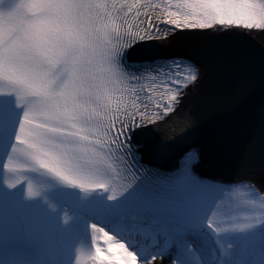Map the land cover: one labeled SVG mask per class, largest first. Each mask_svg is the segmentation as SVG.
Masks as SVG:
<instances>
[{"label":"snow or ice","instance_id":"snow-or-ice-1","mask_svg":"<svg viewBox=\"0 0 264 264\" xmlns=\"http://www.w3.org/2000/svg\"><path fill=\"white\" fill-rule=\"evenodd\" d=\"M216 25L264 30V0H0V183L79 191L58 213L63 226L93 217L73 264H249L264 250V190L239 178L193 192L195 150L174 173L144 163L154 133L194 124L181 100L198 63L133 69L126 51Z\"/></svg>","mask_w":264,"mask_h":264},{"label":"water","instance_id":"water-1","mask_svg":"<svg viewBox=\"0 0 264 264\" xmlns=\"http://www.w3.org/2000/svg\"><path fill=\"white\" fill-rule=\"evenodd\" d=\"M197 37L185 36L134 60L140 65L179 57L199 63L203 81L183 107L194 124L181 132L180 122L166 143L183 148L180 153L196 145L216 175L260 180L264 178V48L237 34L185 43ZM198 173L208 176L205 170Z\"/></svg>","mask_w":264,"mask_h":264},{"label":"bare ground","instance_id":"bare-ground-1","mask_svg":"<svg viewBox=\"0 0 264 264\" xmlns=\"http://www.w3.org/2000/svg\"><path fill=\"white\" fill-rule=\"evenodd\" d=\"M239 30H234V29H221V30H215L214 32H209L206 33V35H202L200 34V37H197L196 39L192 38V40H188L187 42L190 41H199V40H205L207 37L208 39H229L231 36H234L235 34L239 35L240 37H247L249 38V40L251 39L252 41L254 40H259V42L262 44L261 46L264 47V32H259V33H250V34H241L239 33ZM200 74V72H199ZM195 91L193 90L191 91L189 94H187L184 103L187 104L189 101L194 99V95H195ZM187 102V103H186ZM180 122L176 123V124H172L169 129L168 128H164L162 131H160V133H154L153 137L156 138V140L158 141V147L155 149V153H158L160 151H165L163 152V154H170L168 157L171 158V156L173 158H176V156H174L176 153L175 151L178 153V151L182 150L183 148L172 145V144H168L166 143L168 141L163 139V136H171L172 133L175 131V129L177 128V126L179 125ZM153 137H151V139H153ZM150 139V140H151ZM177 156L179 157V155L177 154ZM251 181L257 188H261L262 190H264V178L260 179V180H248ZM96 222V221H95ZM99 223V222H96ZM101 224V223H100ZM104 226L108 227L109 225L107 223L104 224ZM130 245H133V247L135 248V250L138 251L139 255L141 256V258H145L149 255H165L166 260L168 259V256L166 255L167 253V249L163 248L162 246H156L154 249L149 250V251H143L142 247H135V244L133 241H129ZM101 247H105V245L103 244V242L101 241L100 244ZM31 260L27 259L26 262L30 263ZM12 263H16L15 260L12 261ZM20 264V263H19ZM249 264H264V250H258L256 255L251 259V261L249 262Z\"/></svg>","mask_w":264,"mask_h":264},{"label":"rangeland","instance_id":"rangeland-1","mask_svg":"<svg viewBox=\"0 0 264 264\" xmlns=\"http://www.w3.org/2000/svg\"><path fill=\"white\" fill-rule=\"evenodd\" d=\"M257 41H259V40H257Z\"/></svg>","mask_w":264,"mask_h":264}]
</instances>
